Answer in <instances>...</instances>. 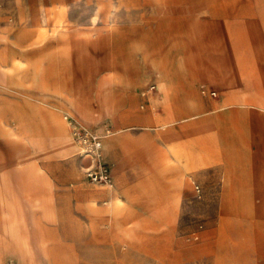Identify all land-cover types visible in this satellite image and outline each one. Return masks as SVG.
I'll return each instance as SVG.
<instances>
[{
	"label": "rangeland",
	"instance_id": "1",
	"mask_svg": "<svg viewBox=\"0 0 264 264\" xmlns=\"http://www.w3.org/2000/svg\"><path fill=\"white\" fill-rule=\"evenodd\" d=\"M61 11L66 21L57 23ZM170 24L181 34L190 31L198 35L192 40L177 38L176 46H172L161 32L168 30ZM145 41L147 55L138 49ZM0 50V106L2 102L11 106L9 121L13 107L31 113L39 129L25 143L12 141L0 130V162L14 167V160L21 156L38 169L43 168L51 178L55 205L67 211L70 204L66 221H42L43 230L35 232L36 236H44L49 251L59 255L63 264H264V203L258 199V204L250 205L224 203L225 162L217 134L201 131L187 135L185 140L171 138L197 158L193 166L185 161L182 164L190 181L180 191L174 214L170 209L150 214L139 204L157 203L162 197L158 195L160 188L170 180L168 166L160 171L151 156L146 155L145 162L153 169L157 184L149 190L141 186L126 193V210L118 218L128 212V207L139 204L138 221L128 220L125 232H115L105 221L94 230L89 217L78 208L85 200L78 193L80 188L86 192L105 184L91 183L83 171L78 175L71 172L69 163L60 157L62 137L56 125L47 121L60 102L54 91L58 82L60 90L68 94L73 88L87 98L99 92L113 94L120 109L124 92L136 86L130 94L132 103L125 105L123 111L148 113L146 122L168 121L163 129L173 126L174 119H182L184 114L216 116L221 109L219 103L230 98L222 87L221 72H227L226 67L235 64L233 70L239 69L247 77L254 69L264 71V0H0ZM173 51L174 61L184 63L188 69L186 75L172 76V89L162 95L157 92L156 103L154 96L146 101L141 92L156 85L158 72L152 58L159 52L165 57ZM108 57L116 63L110 68L111 79L106 77L109 69L101 63ZM20 62L24 65L19 67ZM133 62L149 69L148 75L130 76ZM188 80L207 106L201 114L195 112L193 105L188 107L192 103L181 86ZM91 110L98 114L97 121L85 125L73 119L101 136L102 153L112 170V184L120 182L122 176L121 187L140 181L142 172L135 175L138 164L126 159L130 155L126 150L133 146L142 157L147 143L136 147L122 136L128 132L139 138L149 131L155 133V128L140 126L132 114L124 122L108 114L99 102ZM117 124L124 129L109 133L117 129ZM116 145L126 158H109ZM252 152L260 153L256 145ZM17 176V180H27L22 174ZM12 180L9 173L0 172L2 199L13 195L12 189L6 187ZM105 199L100 198L99 204L104 205ZM0 264L17 263L5 255Z\"/></svg>",
	"mask_w": 264,
	"mask_h": 264
},
{
	"label": "crops",
	"instance_id": "2",
	"mask_svg": "<svg viewBox=\"0 0 264 264\" xmlns=\"http://www.w3.org/2000/svg\"><path fill=\"white\" fill-rule=\"evenodd\" d=\"M172 28L174 26L170 24L168 30L161 32L174 36L176 31ZM173 53L174 51L163 57L162 61L166 60L173 66V68H166L164 71L169 72L170 76H185L188 69L183 66L184 63L177 64L174 61ZM133 64L134 68L130 76L145 77L148 75L150 70L144 68L142 63L138 65L137 62H133ZM234 66L235 64L226 67L227 72H221L223 77L222 87L230 95V98L219 103L221 109L216 113V116L184 117L174 121L173 126L165 130L162 129L161 132L159 131L160 127L156 123L153 124L154 120H152V123L146 122V118L150 117L148 113H131L129 109L123 111L125 105L132 103L130 94L137 87L131 86L124 92V104L118 111L120 119L125 122L132 114L133 118L140 123V126L148 130L155 128V133L149 131L145 135L136 138L126 132L122 138L130 140L131 144L136 147L145 143H155L161 148L167 149L168 156L172 160L166 172L168 179L174 181L169 182L170 180H168L160 188L158 195L162 196L161 199L157 203L144 201L139 203L150 214H159L168 209L174 214L175 206L180 199V191L188 186L190 181L182 164L185 161L187 165L193 166L197 160L188 150H182L180 144L174 142L178 138L185 140L187 135H195L201 131L207 134H217L220 139L225 162L224 203L237 205L258 204L256 199L259 200V203H264V75H262L264 71L254 69L250 71L251 76H248V78L245 72H241L239 69L233 70ZM151 86H154L152 90H150ZM141 96L146 101L154 96L156 98L153 99L154 102L158 101L156 85L151 84L141 92ZM191 105L193 104H189L188 107H191ZM149 125L150 127H148ZM106 127L109 128L108 125ZM171 138H176V140ZM254 145L259 148L260 153L252 152ZM170 147L173 150H170ZM120 155L126 158L121 153L120 147L116 145L111 148V153L108 156L111 160H117ZM258 160L260 161L257 164ZM133 163L138 164L135 175H138V172L141 171L142 174L140 175L143 178L144 172L148 170L147 163L142 160ZM23 167L20 169L9 166L5 168V173H9L13 178L11 184L6 186L12 189L13 195L0 202V261L5 255H9L16 260L17 264H51L53 261L57 264H63L62 258L58 259L59 255L52 254L49 251L44 243V236H36L35 232L43 230L42 221L52 224H61L66 221L69 216L70 204L66 201L68 204L67 211L55 205L50 188L49 179L51 178L47 175V171L41 169L47 178V182L37 186L34 180H30L31 174H35L37 167L30 164ZM68 172L67 166L66 173L69 175ZM17 174H23L24 177H27V180H17L19 177ZM123 181L124 177L122 176L120 182H113V184L121 198L127 201L126 193L130 190L140 189L141 183L138 181L133 185L121 187ZM175 192H178L176 197H174ZM78 193L80 197L85 198L78 208L89 217L90 226L94 230L98 229L101 221H105L110 227V231L125 232L128 220L138 221L136 207L139 204L131 208L128 207V212L123 217L113 218L108 213L94 214L87 207L92 195V198L97 199L99 206H104L99 204V199L106 197L102 188H89L86 192L80 188ZM44 195H47L48 200L47 198L41 200ZM65 196L66 200L70 197L69 194ZM38 199H40L39 202ZM173 214H171V218H173Z\"/></svg>",
	"mask_w": 264,
	"mask_h": 264
},
{
	"label": "bare ground",
	"instance_id": "3",
	"mask_svg": "<svg viewBox=\"0 0 264 264\" xmlns=\"http://www.w3.org/2000/svg\"><path fill=\"white\" fill-rule=\"evenodd\" d=\"M56 18H57L56 19L57 23H63L64 21H66L65 15L62 11L58 13ZM197 35L198 34H195V33L190 32V31L186 32L184 34H181L178 31H176V34L174 36H171L170 34H166L165 39L170 43V45L176 46V39L177 38H181V39L188 38L189 40H192ZM240 38H245V36H241ZM138 49L140 51H142L143 55H147V53L149 52V50L147 48L146 41L143 42ZM152 59H153L152 60L153 65L158 71L157 75H156V85H157V90H158L157 92H158V95H162V94H165L166 92H168L172 89V75L170 76L169 72L164 71L166 68H172V66L166 60L162 61L163 56L161 55L160 52L155 57H153ZM13 60H16V59H13ZM41 60H42V58H41ZM101 63L103 65V67L106 68V70L109 69V70H107L108 73H107L106 77L108 79L113 78V76L111 75L112 71L110 70V68L113 67L114 65H116V63L114 62V59L108 57V58L103 59V61ZM15 64H16V62H15ZM17 65L20 67L21 65H24V64L22 62H20ZM17 65H15V66H17ZM3 73L6 74V72H4V71H3ZM40 74H42V73H40ZM8 75L10 76V74H8ZM12 76H14V75H12ZM40 77H41V75H40ZM5 80L6 79H4L3 83L6 82ZM44 83L46 84V82H44ZM59 84H60V82H58L54 91L57 94V98H58L57 100H59L60 102L57 105L56 111L51 115L50 118H48L47 121H50L51 123L56 125L57 133L62 137V146H61V153H60L61 159L66 160L69 163V168H70L71 172L78 175V174L82 173L81 164L78 165V161H80L81 159L76 154L77 141H76L74 135H72V126L70 124L68 116L74 118L76 121H79L82 124L89 125L90 124L89 122L92 123V122L97 121V119H98V114H95V112L92 111L91 109L96 102H99L101 104V106L104 108V110L106 112H108V114L117 118V117H119L118 111L120 110L119 101H116L117 99L113 94L106 93V94H102V95H104V96H102L101 92H99L100 94H96L95 96H93L91 98H87L77 88H73L71 91H68L70 94L69 95L68 93H65L63 90H60V88L58 87ZM181 86H182V89L185 91L188 100L193 104L194 108L196 109L195 110L196 113L201 114V113L207 111V107L202 103L198 94L194 92V89L192 86V81H190V80L185 81L184 83H181ZM67 88H68V85H67ZM10 107H11L10 105H8L4 102H2V104L0 106V130L3 131L4 136L11 138L12 141H18L19 140L23 143H25L29 139L31 140L32 138H34V136L37 134L39 129L35 127L31 113L30 114L24 113L22 111L14 109V107H13V114L11 116V121H9L8 115H10ZM61 113H63V114L61 115ZM94 115H96V117ZM191 116H193V114H187V115L184 114L182 117L184 118V117H191ZM178 119H181V118H177L174 120H178ZM148 122L152 123V120L149 119ZM157 123H158L157 126L160 127L159 129H163V128L167 127L166 125H168L169 122L164 120V121H160V122L158 121ZM153 124H154V122H153ZM148 127H150V125ZM123 129L124 128H122V126L117 124V129L116 130L114 129V131H109V133L120 132ZM167 137H168V135H167ZM101 146H102V151H103L102 142H101ZM170 150H173V148L170 147ZM146 151L147 152L145 153V155H142V157H140V156H138L136 148L133 146H129L128 149L126 150V152H129L130 155L127 159L129 161L142 160L145 162L144 158L146 155L149 154L151 156V159L153 160V162L160 169V171L164 170L172 162V160L168 156V150L161 148L159 145H157L155 143L147 144ZM178 157H180V156H178ZM179 160H180V158H179ZM28 164H29L28 161L24 160L21 156L16 157V159L13 162L14 168H17V169L24 168L23 166L28 165ZM32 164L33 163H31L30 165H32ZM7 166H8V164L5 161L1 160L0 172L5 171V168ZM147 167H148V170L144 172V177L139 181L141 183V186L143 188H145V190H149L148 188L154 187L157 184V182L154 178L153 169H151V167L149 165ZM30 180H34L37 186H40V185L45 184L47 182V178H46L44 172L41 171V169H38V167L35 171V174L34 175L31 174ZM102 189H103L104 194H106V199L104 200V203H103L104 206H99L97 199L92 198V196H93L92 195L88 204H87L90 212H92L94 214L108 213L113 218H118L122 214H124V212L126 210L125 201L117 193L115 186H113L112 183L111 184H105ZM177 194H178V192H177ZM46 198H47V196L42 197L41 200H46ZM39 200L40 199H38V202H39ZM47 200H48V198H47ZM1 201H4V199H2V196L0 197V202ZM112 224H113V222H112Z\"/></svg>",
	"mask_w": 264,
	"mask_h": 264
},
{
	"label": "built area",
	"instance_id": "4",
	"mask_svg": "<svg viewBox=\"0 0 264 264\" xmlns=\"http://www.w3.org/2000/svg\"><path fill=\"white\" fill-rule=\"evenodd\" d=\"M154 86L150 87L152 90ZM72 133L77 141V156L81 159V167L85 179L94 184H111L112 170L102 154L101 136L78 124L68 116Z\"/></svg>",
	"mask_w": 264,
	"mask_h": 264
}]
</instances>
